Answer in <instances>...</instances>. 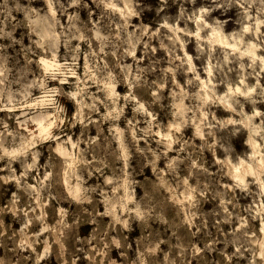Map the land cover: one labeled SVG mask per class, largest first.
<instances>
[{
    "label": "clouds",
    "instance_id": "obj_1",
    "mask_svg": "<svg viewBox=\"0 0 264 264\" xmlns=\"http://www.w3.org/2000/svg\"><path fill=\"white\" fill-rule=\"evenodd\" d=\"M0 264H264V0H0Z\"/></svg>",
    "mask_w": 264,
    "mask_h": 264
}]
</instances>
